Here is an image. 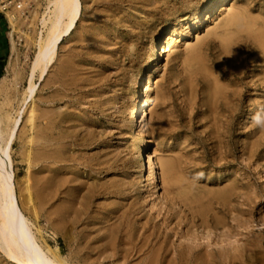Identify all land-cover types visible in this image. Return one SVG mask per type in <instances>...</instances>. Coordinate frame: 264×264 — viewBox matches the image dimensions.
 I'll use <instances>...</instances> for the list:
<instances>
[{
	"label": "rangeland",
	"instance_id": "1",
	"mask_svg": "<svg viewBox=\"0 0 264 264\" xmlns=\"http://www.w3.org/2000/svg\"><path fill=\"white\" fill-rule=\"evenodd\" d=\"M50 1L40 0L27 19L17 17L13 36L17 48L18 83H9L8 89L0 88L2 142L7 140L18 112L21 117L10 149L16 187L23 186L30 164L31 176L37 186L46 183V188H54L42 187L44 199L49 195L50 201L45 199L48 203L39 206L40 209L37 206L36 214L24 210L38 242L45 250L47 245L51 250L56 248L70 264H101L99 236L105 235L107 227L110 229L115 225L111 223L115 222L113 231L118 228L121 239L129 240L127 245L131 246H126L130 251L125 256L119 254L114 258L116 262L108 264H166V261L167 264H264V166L242 154L240 145L241 141L253 138V131L259 127L264 90L258 91V96H252V104L245 101L240 113L232 116L233 140L227 161L219 159V147L211 144L208 92L196 84V80L192 86L182 82L189 73L183 67L189 55L188 48L197 43L201 45L203 55L216 54L220 39L217 34L207 35V30L214 27L217 30L219 25L221 28L231 8L244 9L251 16L264 15V0H228L227 9L219 10L217 14L213 13L212 7L220 5L218 0H213L207 9L203 8L205 0H81L82 12L75 29L59 44L56 59L44 79L40 80L36 74V89L30 98L26 92L27 75L37 50L38 33H46L47 22L43 25L42 18L51 13ZM137 11L150 19L148 26L138 27L136 16L143 19L145 15ZM196 11L199 16L193 19ZM207 12L212 15L209 21ZM179 22L183 27L171 35L173 26ZM10 31L9 22L2 20V74L10 55ZM159 37H163L166 51L157 58L154 48ZM141 73L142 79L138 82ZM136 98L143 99L137 126L130 125L127 120L129 108ZM32 106H35L36 114L30 124L26 117ZM140 128L147 137L145 162L153 159L159 163L161 190L154 195L143 190V199L137 194L136 173L127 149L128 140ZM29 136L33 138L31 142ZM160 158L171 160L173 183H167L169 177H165L164 170L159 168ZM74 178L79 179L75 181ZM82 179L83 183L80 182ZM239 184L241 188L237 194L231 197L224 194L230 185ZM45 190L48 191L46 194ZM22 194L21 197L18 194V201L26 192L23 190ZM73 206L80 212L73 211ZM132 207L135 215L131 216L137 223L130 222L129 225L122 218ZM51 208L53 211L49 212ZM168 209L171 244L167 245V253L163 256L157 245H150L156 243L155 237L140 247L143 230L139 225L145 220L149 230L158 228ZM69 212H74V216ZM34 214L38 217L34 218ZM256 225L263 229L259 230ZM185 227L191 234L181 237ZM137 228L141 230L139 234ZM125 233L130 234V237L127 235L129 239ZM252 242L255 244H250ZM151 252L156 256L152 261L149 260ZM204 255L209 260L203 258ZM0 264L16 262L0 249Z\"/></svg>",
	"mask_w": 264,
	"mask_h": 264
},
{
	"label": "bare ground",
	"instance_id": "2",
	"mask_svg": "<svg viewBox=\"0 0 264 264\" xmlns=\"http://www.w3.org/2000/svg\"><path fill=\"white\" fill-rule=\"evenodd\" d=\"M184 1H188V0H184ZM218 1L220 2V5H218V6L214 5L212 7V9L214 10V12H213L214 14H217L219 10L222 11L224 9H227L226 6H227L228 0H218ZM21 3L26 4L25 1H21ZM212 3H213V0H205L203 3V8L207 9V7H209ZM50 4L52 7L50 15L45 14V15H43V18H42L43 25L46 24V22H47V29H45L46 33H45V35H42V33H40V32L38 33L39 37H38V39H36L37 40L36 41L37 42V45H36L37 50L35 52L34 58L32 60V64L30 66V72L27 75L28 87L26 89V92L30 98H33V95H34V92L36 89V84L34 83V79H35L36 74L38 73L40 80L44 79V77L46 76L50 66L54 63V61L56 59L59 44L61 43V41L63 40V38L66 35L71 33V31L73 29H75L76 24H77V22L81 16V12H82L81 0H51ZM228 11H229V13L225 17V20H224L225 22H222L223 26L220 28L221 25H219V27H218L219 30H218V28H217V30H215L216 28L214 27L215 29L212 28L211 30H209V31L207 30V32H206L207 35H211V34L216 35L217 34V38L220 39L219 40V42H220L219 48L217 50V53L216 54L215 53L214 54H211V53L206 54L205 53L203 55L201 53V45H196L197 44L196 43L195 45H191V47L189 46L190 48H188V52H187L189 55L185 58L184 66H183L184 70L185 71L187 70L189 72L188 73L189 77L186 76V78L182 79V82L184 84H187V86L188 85L192 86L193 81L196 80V84L201 85L202 88H204L208 92V95L206 98L208 99V102H209V115L211 116V120H212L211 125H210L211 129L209 132V135L211 136V144H214L217 147H219V151H218L219 159H225V160H227L228 157L231 156V149L230 148H231L232 140H233V134L231 133V125H232L231 118H232V116H234L237 113H240V111L242 110L243 103L245 101H247L249 104H252L251 103L252 96L253 95L258 96V94H260L258 91L261 92L262 90H264V15H262V16H251L249 13H247V11H245L244 9H241V8L240 9L231 8ZM31 13H32V11L30 12V14ZM48 13H49V11H48ZM141 13H143V12H141ZM141 13H139V14H141ZM6 15L8 17L10 28H12V31H10L11 49H10V55H9V58H8L7 64H6L5 73L2 74V76L0 78V88L1 89H6L7 86L9 85V83H11V84L14 83V85H17L18 73H19L17 71V68H16V60L17 59L15 58V55L17 53V48H16L14 36H13V33L16 30L18 18L16 17L14 10L9 9L8 11H6ZM143 15H145V14L143 13ZM194 15L195 16L193 17V19H197L199 16V13L196 11V12H194ZM206 16H207L206 19L208 21L212 17V15H210L209 12L206 13ZM215 17H217V15ZM149 20L150 19L146 15L144 16L143 19H141V18L139 19L138 16H136V19H135L138 27H140V28L142 26H148ZM181 27H183L181 22L175 24L173 26V30L171 32V35H175L176 31H178V29H181ZM44 28H45V26H44ZM218 34L220 35L219 36L220 38L218 37ZM162 38L163 37L158 38V42L154 48V50H155L154 52H155L157 58L160 56H163V54L166 51V44H164ZM171 39H172V37H170V40ZM251 65H252V68H251ZM138 77L139 78L137 80H138V82H140L142 79V73L139 74ZM14 89H15V87H14ZM9 90H11V89H9ZM5 91H4V93H5ZM262 92H263L262 96H264V91H262ZM8 95H9V93H8ZM9 96H8V99H9ZM5 99H6V97H5ZM256 103H259V102L257 101ZM32 104L35 105V103H32ZM142 105H143V99L136 98V100L134 101L132 106L129 108V111L127 114V120H128V123L130 125H136V126L139 125V115L142 111ZM34 107L32 106L30 108V110L28 111V116L26 117L28 119V121H30L29 122L30 124L34 120V115L36 114ZM260 112L262 113V120H261L257 130L253 131V133L255 132L254 135L252 134L253 138L241 141L240 145L242 146L241 147L242 154L246 155V157L249 160L253 161L254 163H258V165L261 164L262 166H264V105L262 106ZM6 114H8V113H6ZM18 114H19V112H18ZM18 114H17V118H15V120L13 118V120H14L13 121V127L10 129L9 136H7L8 138H6L7 140L5 142H2L3 134H1V130H0V249L6 255H8V257L12 261L16 262V264L17 263H19V264H70L65 258H63L62 254L56 248L54 250H51V248H49L47 245V246H45V247H47V249L45 250V248L38 242L37 238L35 237L34 233L32 232V229H31L32 224L29 222L28 218L24 214V210L29 211L30 213L35 212L37 206L39 208V206L41 207L43 204H47L50 200L48 199L49 195L47 193L48 198L46 196L45 199H46V201L48 199V202L47 203L45 202V199H44L45 195L43 193V190H44L43 188L45 187L44 185H46V183L44 185H42L43 188L37 186V182H35L31 176V172L29 169L30 164L28 165V170H26L27 172L25 175V180L23 182V186L21 187V186L17 185V187H16V185H15V176H14V172H13V168H12V158H11L10 149H11L12 141L14 140L13 138L15 135V131L21 122L20 121L21 117H18ZM7 125H8V122H7ZM4 139H5V137H4ZM29 139H30V136H29ZM32 140H33V138H31L29 141L31 142ZM146 140H147L146 133H145V131H143L140 128L139 131L134 133L133 136L128 140V148H127L128 152L130 151V153H131L130 164H131L134 172L136 173V179H137L136 183H137V191H138L137 194H138V196H140L141 199H143L145 197V194L142 193L143 190L148 191V193L150 195H154L156 192L159 193L161 191L160 187H159L160 184L158 181L157 164H159V163H156L153 159L149 160L148 163L145 162L144 152L146 149L145 148ZM28 160H30V157L27 159V161ZM158 160H159V158H158ZM167 160L166 159L161 160V158H160L159 162L161 164L160 166H162V167L159 166V168L164 170L165 177H169V180L166 179L168 181L167 183H169L170 181L173 183L174 179L173 180L170 179L173 164H172L171 160L170 161L169 160L167 161ZM77 179H79V178H77ZM77 179H75V181ZM78 181H80V180H78ZM78 181L76 183H78ZM175 181H177V180H175ZM56 182H58V180ZM60 182L61 181L59 180V183ZM80 182L83 183V179ZM82 183H80V184H82ZM165 183L166 182H164L163 184L165 185ZM48 184H50V182ZM51 185H53V183ZM164 185H162V186H164ZM185 185H186V183H185ZM165 187H168V186L165 185ZM50 188H51V186H49V189L48 188H46V189L50 190ZM71 188L72 187H70V189ZM80 188H81V186H80ZM239 188H241L240 184L239 185H230V187H228L224 191V194L231 197L232 195L238 193ZM53 189L51 188V190H53ZM167 189H169V188H167ZM23 190L26 192V194L23 196V198H19L20 200L18 201V194L20 195L19 197H21ZM178 190H176V191H178ZM44 192L46 194V192H48V191L45 190ZM50 192L51 191H49V194H50ZM79 192H81V191H79ZM82 193H83V191H82ZM174 193H172V194H174ZM221 193H222V191H221ZM54 194H55V190H54ZM54 194H51V195H54ZM71 194H73V192H71ZM178 195H180V194L178 193ZM192 195H193V193H192ZM192 195H191V198H192ZM82 196H84V195H82ZM176 197H178L177 194H176ZM82 198L83 197H81V200H82ZM220 198H223V197H220ZM73 200H74V198H73ZM77 200H78V198H77ZM137 202H140V201L138 200ZM55 204H56V202H55ZM70 204H72V203H70ZM87 205H88V203H87ZM43 207H45V206H43ZM54 208H55V206H54ZM72 208H74V206ZM75 208H77V207L75 206ZM75 208L73 209V211H76ZM134 208H135V205H134ZM121 210H122V212H124L123 209H121ZM39 211H42V209ZM51 211H53L52 208L50 209L49 212H51ZM77 211H76V213L80 212V210L78 212ZM36 212H35V214H36ZM49 212H48V214H49ZM85 212H86V210H85ZM45 213H47V211ZM69 213H71L72 215L74 214V212L73 213L69 212ZM81 213H82V211H81ZM133 213H134V209L132 207L131 209H129V211L127 209L126 215L124 217L122 216L123 218L122 217H119V218L120 219L122 218V220L128 222L129 225H130V222H136L137 223L136 218H133V216L135 215V214L133 215ZM168 213H169V209L167 210V216L164 215L166 217H165L164 221L162 220V222L160 223V226L158 228L153 227L152 230L151 229L149 230L150 226L149 227L146 226L145 220H144L145 224L142 223L143 225H141V226L139 225L140 229L143 230V232L141 233L142 240H140V241H142L141 242L142 245H140V247H144V245H146V243H148V241L151 242L152 239L156 238L155 239L156 243L154 242V243H151L150 245L151 246L157 245L156 247H159V249H161V251H162L161 253L163 254V256L166 255L167 245L171 244V242L169 241V238H170L169 237V226H171V225H169V214ZM35 214H34V218L38 217V216L35 217ZM53 214H54V212H53ZM118 214H116L115 216L117 217ZM120 214H122V213L120 212ZM131 214L133 216H131ZM48 216H47V219L50 217V216L49 217ZM81 216H82V214H80V217ZM177 218H178V215H177ZM68 219L70 221V218H68ZM113 219H115V218H113ZM133 219H134V221H133ZM162 219H163V217H162ZM48 220H50V218ZM76 220H77V218H76ZM65 221L67 223V219ZM105 221L108 222V220H105ZM138 223H140V222L138 221ZM189 223H188V225H190ZM51 224L53 226V223H51ZM68 224H69V222H68ZM111 224L116 225L115 222L111 223ZM58 226H60V225H58ZM108 226H110V223L108 224ZM114 226L113 227L111 226V228L109 227L110 229H108V227L106 226L107 227L106 231H108V232L103 236H99V241L102 243V247H101V250L99 253V256L102 257L101 264H108L112 261H115L114 258L119 254L120 255L124 254L123 256H125L127 254V251L129 250L128 248L131 246V244H129L130 246L127 245L129 243L128 242L129 240L127 241L124 237L121 239V235H119V233H117L118 228L115 231H113ZM256 226L259 228V230L263 229L262 226H259V225H256ZM89 227H91V226H89ZM69 229H71V227ZM105 229H103V230H105ZM123 229H124V227H123ZM140 229L137 228V230H139V231H137V233L141 231ZM173 229H175V228H173ZM184 229H186V227ZM98 230H100V228H98ZM126 230H127V228L124 231L126 232ZM253 230H255V229H253ZM37 231L39 232L40 229L37 228ZM174 231H176V230H174ZM130 232H128V233H130ZM94 233L96 234V232H94ZM120 233H122V232H120ZM130 234H126V237H127V235L130 237ZM138 234H136V236H138ZM190 234L191 233H189V229L187 228L186 230H184L183 233H181V237H182V235L187 236ZM65 235H67V233ZM87 235L89 237V234H87ZM227 236H228V234H227ZM88 237H87V239H88ZM192 237H195V236H192ZM197 237H199V236H197ZM150 238H152V239L148 240ZM228 238H230V237H228ZM192 239L194 240V238H192ZM195 239H196V237H195ZM42 240H43V238H42ZM85 241H86V238H85ZM195 242L196 241H194V243ZM199 242L201 243V240ZM199 242H196V243H198V245H199ZM207 242H209V241H207ZM191 243H192V241H191ZM81 244L84 245V242ZM119 244H120V246H119ZM250 244H253V242ZM138 245H137V247H138ZM231 245H233V244H230L229 246H231ZM238 245L239 244H237V246ZM126 246H129V247L126 248ZM171 246L172 245H170V247ZM176 246H178V245H176ZM168 247H169V245H168ZM179 247H180V245H179ZM190 247H191V245H190ZM247 247H249V246L247 245ZM132 248H134V246ZM135 248H136V246H135ZM232 248H233V246H232ZM79 249H78V251H79ZM91 249H92V247H91ZM159 249L156 248L157 252ZM194 249H195V247H194ZM245 249L247 250L248 248H245ZM137 250H139V249H137ZM170 250L172 251V249H170ZM236 250L237 249H235V251ZM146 251H148V250H146ZM187 251H189L188 247H187ZM61 252H63V251H61ZM136 252L139 253L138 251H136ZM154 252L157 253L155 250H154ZM154 252L153 253L151 252V256H149L150 259L148 258L151 261L155 260V258H156V256L154 255L155 254ZM187 253H189V252H187ZM198 253H199V251H197V254ZM185 254L186 253H184V255ZM231 254H233V252ZM96 255H98V254H96ZM144 255H146V253ZM99 256H98V258H100ZM88 257L90 258V255ZM91 257H95V256H91ZM184 257H186V256H184ZM231 257H233V256H231ZM203 258L208 259V257H206V256ZM120 259H121V257H120ZM170 259H171V257H170ZM201 260H202V258H201ZM95 261L98 262L99 259H97ZM166 262L169 263L168 261H166ZM184 263H185V260H184ZM230 263H231V261H230ZM146 264H150V263L146 262ZM178 264H180V263L178 262Z\"/></svg>",
	"mask_w": 264,
	"mask_h": 264
},
{
	"label": "built area",
	"instance_id": "3",
	"mask_svg": "<svg viewBox=\"0 0 264 264\" xmlns=\"http://www.w3.org/2000/svg\"><path fill=\"white\" fill-rule=\"evenodd\" d=\"M21 1H25L26 4H22ZM40 0H0V13L4 15L8 21L6 11L14 10L16 17L27 19L30 16V12L37 7ZM9 22V21H8Z\"/></svg>",
	"mask_w": 264,
	"mask_h": 264
},
{
	"label": "crops",
	"instance_id": "4",
	"mask_svg": "<svg viewBox=\"0 0 264 264\" xmlns=\"http://www.w3.org/2000/svg\"><path fill=\"white\" fill-rule=\"evenodd\" d=\"M2 14V13H1ZM3 15V14H2ZM3 19L0 20V22L5 21L6 18L4 17V15L2 16ZM0 64H3V69H4V60L2 59L1 55H0Z\"/></svg>",
	"mask_w": 264,
	"mask_h": 264
},
{
	"label": "trees",
	"instance_id": "5",
	"mask_svg": "<svg viewBox=\"0 0 264 264\" xmlns=\"http://www.w3.org/2000/svg\"><path fill=\"white\" fill-rule=\"evenodd\" d=\"M2 16L3 15L0 13V20L3 19ZM2 73H3V64H0V77L2 76Z\"/></svg>",
	"mask_w": 264,
	"mask_h": 264
}]
</instances>
